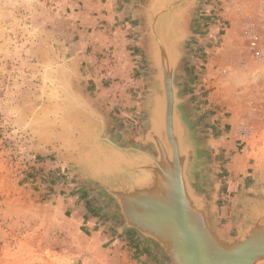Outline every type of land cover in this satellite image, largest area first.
Segmentation results:
<instances>
[{
    "label": "rangeland",
    "instance_id": "374dc122",
    "mask_svg": "<svg viewBox=\"0 0 264 264\" xmlns=\"http://www.w3.org/2000/svg\"><path fill=\"white\" fill-rule=\"evenodd\" d=\"M152 24L199 209L264 224V0H0V264H174L103 185L157 157Z\"/></svg>",
    "mask_w": 264,
    "mask_h": 264
},
{
    "label": "water",
    "instance_id": "95a60500",
    "mask_svg": "<svg viewBox=\"0 0 264 264\" xmlns=\"http://www.w3.org/2000/svg\"><path fill=\"white\" fill-rule=\"evenodd\" d=\"M151 31L157 44L156 60L159 66L161 83V94L158 96L160 98L165 97L166 101L165 106H161V113H164V123L162 122L161 114L158 128L159 142L147 136L146 138L153 142L157 157L160 156V158L156 159L150 154L143 152V155L148 160H144L139 165L140 173L136 175L134 184L130 185V187L121 184L122 187L127 189L125 192H120L119 188L108 185L106 182H103V185L111 196L124 205L127 226L134 227L144 236L160 243L169 251L174 264H220L221 255L218 254L223 251L226 254L224 264L230 262L235 264H264L263 223L262 225L252 224L245 232L242 240L225 242L215 234V226L212 224L210 218H208V215H206V212L199 209L200 198L193 194L184 174L185 153L180 146V152L178 153V142L176 143V136L174 139L171 131L172 114L174 115V122H176L175 110H172L173 97L175 96L172 91L174 86L171 56L169 50L155 32L153 24L151 25ZM162 127L163 136L168 145L164 143L162 138L160 132ZM159 143L163 145L164 150L160 148ZM146 161L154 165L151 168L144 166ZM185 190L187 192L190 191L195 200H197L195 201V206L197 212L200 214L201 223L194 221L196 219H194L189 210L187 211L186 208L188 207L183 203ZM158 191H162L160 196L155 195ZM130 198H134V200ZM134 204L138 206V209L135 210L137 215L129 213ZM155 204L167 208L168 212L177 208L178 215H148L150 207ZM188 212L190 215H187ZM189 218H192L194 223ZM152 223L162 225V228L165 227V224H169L172 236L165 238L160 233L151 232V225L154 226ZM188 247H191L190 250L193 251L192 257L191 255L187 256L191 252ZM185 251L187 253H185V256L188 257L187 260L180 256L182 253L184 255ZM228 258L229 261L227 262Z\"/></svg>",
    "mask_w": 264,
    "mask_h": 264
},
{
    "label": "bare ground",
    "instance_id": "6f19581e",
    "mask_svg": "<svg viewBox=\"0 0 264 264\" xmlns=\"http://www.w3.org/2000/svg\"><path fill=\"white\" fill-rule=\"evenodd\" d=\"M167 52V51H166ZM159 78H160V74H159ZM161 85V84H160ZM158 86V85H157ZM173 91V94L175 95V93H174V89L172 90ZM157 93H155L152 97H151V100H152V104H153V100H154V105H153V110H152V117H151V126H150V128L148 129V131H147V133H146V136L148 137V138H151L152 140H154V141H156V142H159V138H160V136H159V123H160V120H161V114H162V122L164 123V113H161V106L163 105V106H165V101H166V98L165 97H163V98H160L158 95H156ZM172 106H173V108H172V110L174 109V106H175V97H173V102H172ZM173 113V112H172ZM173 114H172V119H171V128H172V135H173V137H174V139H175V136H176V143L178 142V145H177V150H178V153L180 152L179 151V146H180V141H179V135H177V131H176V126H175V122H174V119H173ZM159 146H160V148L162 149V150H164V148H163V145L162 144H160L159 143ZM164 152V151H163ZM164 154H165V152H164ZM161 155H162V153H161ZM179 155V154H178ZM165 157H166V155H165ZM156 159H159L160 158V156H158V157H155ZM161 160V159H160ZM160 160H157V161H160ZM138 162V161H137ZM154 164L153 163H149V162H145L144 163V166H147V167H149V168H151L152 166H153ZM137 168V167H136ZM189 179V178H188ZM127 189L125 188V187H122V186H120V188H119V191L120 192H125ZM190 193V191H184V200H183V203L188 207V208H186V206L184 205V207L187 209V211L189 210L190 212H191V215L194 217V219H196V220H194V221H198L199 223H201L200 222V214L197 212V210H196V206H195V204H196V202L195 201H197V200H195V198H194V196H193V194H189ZM160 194H162V191H158L157 193H155V195H157V196H160ZM130 199H132V200H134V198H130ZM205 200V199H204ZM190 203V204H189ZM206 203V202H205ZM189 204V205H188ZM208 207V206H207ZM151 209H150V211H149V213H148V215H178V209L177 208H175L174 210H172L171 212H168V209L167 208H165V207H160L159 205H157V204H155V205H152L151 207H150ZM138 209V206L137 205H135L134 204V206L132 207V209L129 211V213L130 214H132V215H137L136 214V211L135 210H137ZM187 215H190L189 214V212L187 213ZM195 215H197V216H195ZM190 219V221H192L193 222V220H192V218H189ZM194 223V222H193ZM153 224V223H152ZM154 226H157V227H154V226H152L151 225V232H157V233H160V234H162V235H164L163 237H165V238H167V237H170V236H172V233H171V230H170V227H169V224H165V227L164 228H162L163 226L162 225H158V224H153ZM192 226V225H191ZM214 227V226H213ZM159 230H160V232H159ZM214 232H215V234L218 236V237H220L222 240H224L225 242H231V240H227V239H225L224 237H223V235H222V233L220 232V231H218L215 227H214ZM233 241V240H232ZM189 248V250H190V248L191 247H188ZM215 248V247H214ZM191 251V250H190ZM189 252V251H188ZM185 253H186V251L184 252V255H180L181 256V258L183 257V259H185V260H187L188 259V257L191 255V257H192V254H193V251H191L190 253H186L187 254V256H185ZM218 255H221V261H220V264H224L225 263V259H226V254H225V251H223L222 253L221 252H219V254ZM222 255H224L223 257H222ZM229 261V258L227 259V262ZM230 263H232V262H230ZM230 263H228V264H230ZM232 264H235V263H232Z\"/></svg>",
    "mask_w": 264,
    "mask_h": 264
}]
</instances>
